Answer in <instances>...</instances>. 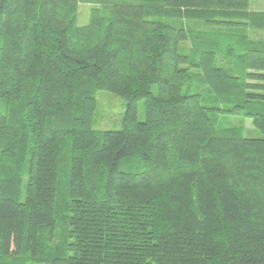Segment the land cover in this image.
Listing matches in <instances>:
<instances>
[{"label":"trees","instance_id":"1","mask_svg":"<svg viewBox=\"0 0 264 264\" xmlns=\"http://www.w3.org/2000/svg\"><path fill=\"white\" fill-rule=\"evenodd\" d=\"M261 31L250 0H0V264H264Z\"/></svg>","mask_w":264,"mask_h":264},{"label":"rangeland","instance_id":"2","mask_svg":"<svg viewBox=\"0 0 264 264\" xmlns=\"http://www.w3.org/2000/svg\"><path fill=\"white\" fill-rule=\"evenodd\" d=\"M251 10L264 11V0H250ZM90 11V4L81 3L79 8V23L82 25L88 21ZM186 24H191L194 22H185ZM202 26H199L201 28ZM256 36H263L264 31L259 32V34H253ZM184 45H187L184 44ZM96 111L94 115L93 127L102 130H119L123 128L125 114L127 110L126 101L121 97L106 91L98 90L96 93ZM214 118L217 119L218 123L222 126L229 125H241V116H229L225 114H214ZM138 119L144 121L146 119V104L145 101H140L138 104ZM246 128L244 130L245 137H260L261 132L254 128L252 121L246 120Z\"/></svg>","mask_w":264,"mask_h":264},{"label":"crops","instance_id":"3","mask_svg":"<svg viewBox=\"0 0 264 264\" xmlns=\"http://www.w3.org/2000/svg\"><path fill=\"white\" fill-rule=\"evenodd\" d=\"M254 11V10H253ZM255 11H260V10H255Z\"/></svg>","mask_w":264,"mask_h":264}]
</instances>
